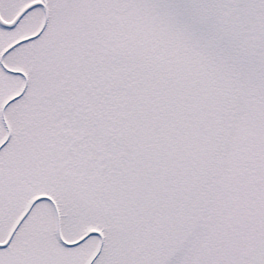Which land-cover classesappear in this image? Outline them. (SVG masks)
Returning <instances> with one entry per match:
<instances>
[{"label":"snow or ice","instance_id":"obj_1","mask_svg":"<svg viewBox=\"0 0 264 264\" xmlns=\"http://www.w3.org/2000/svg\"><path fill=\"white\" fill-rule=\"evenodd\" d=\"M0 264H264V0H0Z\"/></svg>","mask_w":264,"mask_h":264}]
</instances>
